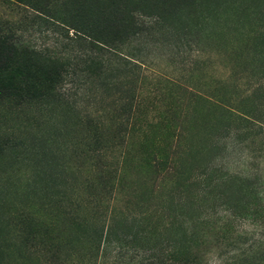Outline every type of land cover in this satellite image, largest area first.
<instances>
[{
    "label": "rangeland",
    "instance_id": "374dc122",
    "mask_svg": "<svg viewBox=\"0 0 264 264\" xmlns=\"http://www.w3.org/2000/svg\"><path fill=\"white\" fill-rule=\"evenodd\" d=\"M0 27L39 87L0 99V264H264V0H34Z\"/></svg>",
    "mask_w": 264,
    "mask_h": 264
},
{
    "label": "trees",
    "instance_id": "16d2710c",
    "mask_svg": "<svg viewBox=\"0 0 264 264\" xmlns=\"http://www.w3.org/2000/svg\"><path fill=\"white\" fill-rule=\"evenodd\" d=\"M33 2L34 0H0V6L1 8L12 9L19 5H26L33 8ZM55 23L60 24L58 22ZM56 29L60 31V29ZM72 33L73 36H78L77 38L81 42H87L89 47L94 48V45L89 42L94 41L93 37L75 30ZM17 53L15 33H12L9 28L0 27V99L28 98V96L37 94L39 91V87L32 86V81L36 80V72L16 62ZM45 73L47 81L51 82L55 75L49 70H46Z\"/></svg>",
    "mask_w": 264,
    "mask_h": 264
}]
</instances>
